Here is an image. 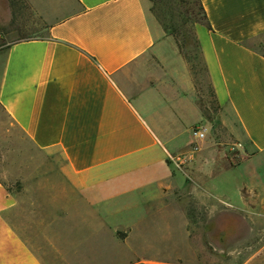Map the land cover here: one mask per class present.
Returning a JSON list of instances; mask_svg holds the SVG:
<instances>
[{
	"label": "crops",
	"instance_id": "obj_1",
	"mask_svg": "<svg viewBox=\"0 0 264 264\" xmlns=\"http://www.w3.org/2000/svg\"><path fill=\"white\" fill-rule=\"evenodd\" d=\"M200 1L209 86L243 154L234 164L204 141L178 169L170 158L206 117L149 0H21L33 23L3 0L0 111L55 170L24 192L45 212L27 236L9 218L21 194L0 176V264H185L189 197L211 216L264 219V55L250 45L264 0ZM243 264H264V245Z\"/></svg>",
	"mask_w": 264,
	"mask_h": 264
},
{
	"label": "rangeland",
	"instance_id": "obj_2",
	"mask_svg": "<svg viewBox=\"0 0 264 264\" xmlns=\"http://www.w3.org/2000/svg\"><path fill=\"white\" fill-rule=\"evenodd\" d=\"M10 1L16 7L15 13H19L24 22H35L31 13L18 10L21 0ZM149 9L174 34L193 72L206 117L207 136L204 141L223 150L232 163H238L243 154L240 149L243 141L223 124L221 110L209 86L207 65L198 35L199 28H209L198 0H152ZM4 15L5 6L0 0V16ZM24 36L13 35L9 38ZM0 43L5 45V31L0 32ZM250 45L264 52V36ZM54 170L47 159L40 158L32 151L23 133L0 111V176L10 191L21 194V206L9 218L24 235L28 228L26 224L45 215L40 196L35 200L33 193L24 192L31 187L46 185ZM187 212L190 225L189 237L185 242V264H243L264 245V219L253 220L249 217L245 220L241 215L229 211L211 216L207 207L192 197L187 198ZM193 251L201 252L200 260L193 258Z\"/></svg>",
	"mask_w": 264,
	"mask_h": 264
},
{
	"label": "built area",
	"instance_id": "obj_3",
	"mask_svg": "<svg viewBox=\"0 0 264 264\" xmlns=\"http://www.w3.org/2000/svg\"><path fill=\"white\" fill-rule=\"evenodd\" d=\"M193 138H194V145L192 149L181 156L180 158H170L171 162L175 165L176 168L181 169L185 164L192 161V156L196 153L199 149L200 143L206 139L207 136V129L204 125L200 124L195 126L192 131Z\"/></svg>",
	"mask_w": 264,
	"mask_h": 264
},
{
	"label": "trees",
	"instance_id": "obj_4",
	"mask_svg": "<svg viewBox=\"0 0 264 264\" xmlns=\"http://www.w3.org/2000/svg\"><path fill=\"white\" fill-rule=\"evenodd\" d=\"M150 1H152V0H149V2ZM198 4H199V7H200V10H201V12H202V14H203V16H204V18H205V20H206V22H207V26H208V28L209 29H211V25L209 24V21H208V18H207V14H206V11H205V9H204V7H203V5H202V3H201V1L200 0H198ZM156 16V15H155ZM157 17V16H156ZM157 19L161 22V20L157 17ZM162 23V22H161ZM162 25L164 26V28L170 33V34H172L170 31H169V29L162 23ZM173 36H174V34H172ZM175 37V36H174ZM176 39V38H175ZM176 41H177V39H176ZM177 43H178V41H177ZM4 44L3 43H0V47H2ZM179 45V44H178ZM179 48H180V46H179ZM180 50H181V48H180ZM261 52V51H260ZM263 55H264V52H261ZM211 88V87H210ZM214 94V93H213ZM215 96V95H214ZM217 102V101H216ZM219 106V105H218ZM219 109H220V106H219Z\"/></svg>",
	"mask_w": 264,
	"mask_h": 264
}]
</instances>
